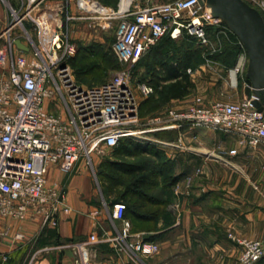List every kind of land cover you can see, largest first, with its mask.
<instances>
[{"label": "built area", "instance_id": "obj_1", "mask_svg": "<svg viewBox=\"0 0 264 264\" xmlns=\"http://www.w3.org/2000/svg\"><path fill=\"white\" fill-rule=\"evenodd\" d=\"M42 0H27L35 7ZM257 8L264 18V0H245ZM71 0L63 1V17L54 23L53 11L32 14L11 10L12 20L0 32V218L21 217L33 209L43 215V224L55 226L60 209L67 211L62 188L48 183L49 166L58 165L68 173L80 158L90 164L93 155H102L105 148L118 145L122 138H142L156 129L191 126L211 127L238 134L250 147L264 143V112L255 108L247 97L239 101L206 103L200 96L186 106L142 118L140 98L153 93V87L139 82L134 89L124 75L94 84L76 82L68 60L76 52L69 37V24L87 13H102L97 0H76V11H69ZM118 17L112 49L123 63H135L166 34L172 38L183 29L207 43L205 26L224 24L212 15L199 0H169L146 7L104 13ZM29 17L36 38L24 25ZM19 30L28 43L27 50L18 48L14 31ZM59 96L62 110L54 112L46 101ZM235 154L236 150H230ZM126 204H112V216L121 223L118 235L112 238L115 249L132 259L151 256L159 244L131 231L125 216ZM21 233L14 237L21 238ZM229 236L233 239L232 234ZM95 234L89 243L103 241ZM241 250L232 264H254L264 256V242L242 239ZM77 262L91 264L86 243H75ZM6 260V256L3 257ZM116 264H124L118 262Z\"/></svg>", "mask_w": 264, "mask_h": 264}, {"label": "crops", "instance_id": "obj_2", "mask_svg": "<svg viewBox=\"0 0 264 264\" xmlns=\"http://www.w3.org/2000/svg\"><path fill=\"white\" fill-rule=\"evenodd\" d=\"M62 2L55 0L52 6L57 9ZM118 3L110 6L117 9ZM15 36L28 47L25 37ZM155 53V62L169 56L161 45ZM216 54L214 63L207 58L192 61L186 72L193 87L181 97L160 99L158 108L145 117L186 106L196 96L206 103L245 98L248 57L242 44L234 50L221 48ZM156 72L165 73L164 66L156 64ZM147 83L153 85L151 77ZM124 139L140 143L142 150L127 155L114 153L115 147L105 148L107 166L113 169L111 162L126 160L149 174L147 182L136 191L130 184L122 185L121 195L118 188L110 189V178L104 180V189L101 183L95 186L93 176L103 154L93 155L91 164L80 158L68 173L50 165L48 183L61 186L68 210L58 211L53 227L44 225L42 213L33 209L21 217L0 218V264H80L75 243L88 245L91 264H232L241 250L240 240L264 242V143L250 147L238 134L188 124ZM124 176L131 180L130 175ZM131 200L137 204V216L125 213L131 231L147 234L159 244L157 253L135 260L117 252L112 241L121 227L112 216V204ZM16 233L23 236L16 238ZM91 234L104 240L91 244ZM254 264H264V256Z\"/></svg>", "mask_w": 264, "mask_h": 264}, {"label": "rangeland", "instance_id": "obj_3", "mask_svg": "<svg viewBox=\"0 0 264 264\" xmlns=\"http://www.w3.org/2000/svg\"><path fill=\"white\" fill-rule=\"evenodd\" d=\"M62 1L64 0H61V2ZM107 1L110 3L112 0ZM165 1L169 0H131L130 9H135L136 7H146L153 3ZM53 2H55V0H42L38 6L31 7L28 6L27 0H0V22L2 24V30L13 18L11 13L12 9L17 10L22 14L26 13V9H33L31 10L32 14H38L43 11H53L55 15H57V19L54 23H60L59 18L63 17V13L58 9H63V2L57 7V9L54 8V4L52 6ZM118 2H120V0H118ZM100 4L107 10V12L87 13L88 16L91 15L92 17L74 19L73 22L69 24V37L76 44V52L72 56V60H74L75 65L73 66L71 64L73 61H68V63L74 80L83 85L103 83L113 77L121 75L128 77L134 89H136L139 82L148 84L147 79L151 77L149 71L152 70L155 64V59H157L155 49L160 47V45L161 48L165 47L168 51L169 56H167V58L170 59V61L172 59L175 60L178 55L185 52L189 47H192L195 51L192 59L194 63L205 62L206 58L214 63L218 58L216 53L219 49L230 48L231 50H234L240 46L239 39L228 29L223 27L224 24H211L205 26V37L209 40L207 43H201V40L196 35L189 33L186 29H183L181 34L174 38L180 39V41L173 43L170 42L169 40L171 35L168 33L158 43L147 50L138 61L135 63H123L112 53V46L115 40V30L119 18L113 16L106 18L104 15V13L110 14L112 11H117L119 7L117 9H112L113 7H111L108 3L104 4L100 2ZM68 10L76 11V0H71ZM24 25L29 29V33H32L33 39H35V30L32 27V22L29 17H26L24 20ZM16 34L21 35V32L19 30H15L14 35ZM185 40L191 41L188 42L191 45L188 44L190 46H185L184 43H187ZM205 53H210V55H206ZM46 106L49 110L54 112H60L63 108L59 96L57 95H55L54 99L47 100ZM122 139H120V142H122ZM106 151L107 149L104 153ZM104 153L101 157L102 162L105 161L103 158L105 156ZM99 169L100 168H97V170H95L96 176H93L95 186H98L99 183H104L102 182L103 178L99 174Z\"/></svg>", "mask_w": 264, "mask_h": 264}, {"label": "trees", "instance_id": "obj_4", "mask_svg": "<svg viewBox=\"0 0 264 264\" xmlns=\"http://www.w3.org/2000/svg\"><path fill=\"white\" fill-rule=\"evenodd\" d=\"M99 1L104 4L108 3L112 6H116L118 3V0H112L110 3L107 0ZM170 39L172 38L170 37ZM190 51H193L192 55L190 54ZM112 53L116 57L113 49ZM194 53L195 51L193 50V48L189 47L185 52L178 55V57L175 59L176 64L171 63L168 58L163 60L158 59L157 62H155L152 70L149 71V73L151 74V80L153 84L152 86L154 87L153 93L150 94L146 99L141 101L139 104V115L142 118L158 108V101H160V99L165 100L172 97H181L193 87V83L190 81L189 75L186 72V67L192 63ZM72 58L73 57L69 58L68 61H73L71 64L74 66L75 62L74 60H72ZM158 63L164 66L165 73L162 74L160 72H156V64ZM125 141V139H122V142L119 141L118 145L113 149V152L117 154L124 153L130 155L135 151L142 150V146L140 143ZM111 163L113 169H109V167L111 168V166L108 167L106 161L102 162L99 169V174L103 178V182L106 178H110L108 180L111 185L110 189L113 190V188H118L120 195L121 189L119 188H121L122 185L130 184L132 186V190L136 191V188L144 185L147 182V179L150 177L148 173L142 171L141 167L135 164H128L126 160H120ZM109 171L111 173H109ZM125 174L126 176L130 175L131 180L129 179V177H125ZM136 208V201L131 200L130 203L126 204L125 213L128 211L131 215L137 216Z\"/></svg>", "mask_w": 264, "mask_h": 264}, {"label": "water", "instance_id": "obj_5", "mask_svg": "<svg viewBox=\"0 0 264 264\" xmlns=\"http://www.w3.org/2000/svg\"><path fill=\"white\" fill-rule=\"evenodd\" d=\"M220 18L239 39L247 53L245 94L253 106L264 112V18L261 12L245 0H199ZM15 44L27 50L19 40ZM149 235H143L148 239Z\"/></svg>", "mask_w": 264, "mask_h": 264}, {"label": "bare ground", "instance_id": "obj_6", "mask_svg": "<svg viewBox=\"0 0 264 264\" xmlns=\"http://www.w3.org/2000/svg\"><path fill=\"white\" fill-rule=\"evenodd\" d=\"M130 3H131V0H120V2H119L120 10L122 11V10L126 9L130 5ZM99 10L106 11V9H102V8H100Z\"/></svg>", "mask_w": 264, "mask_h": 264}]
</instances>
